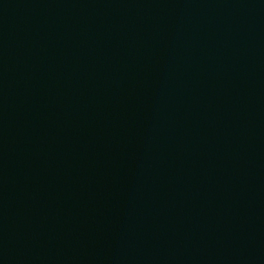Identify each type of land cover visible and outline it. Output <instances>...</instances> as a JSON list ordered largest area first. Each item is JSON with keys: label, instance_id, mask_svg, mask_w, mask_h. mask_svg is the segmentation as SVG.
Here are the masks:
<instances>
[{"label": "water", "instance_id": "obj_1", "mask_svg": "<svg viewBox=\"0 0 264 264\" xmlns=\"http://www.w3.org/2000/svg\"><path fill=\"white\" fill-rule=\"evenodd\" d=\"M0 264H264V0H0Z\"/></svg>", "mask_w": 264, "mask_h": 264}]
</instances>
